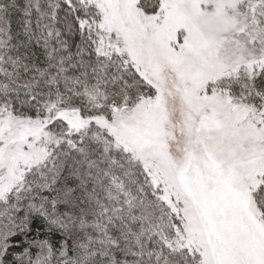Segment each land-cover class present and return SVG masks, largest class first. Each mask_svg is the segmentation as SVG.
Returning <instances> with one entry per match:
<instances>
[{
    "label": "snow or ice",
    "instance_id": "obj_1",
    "mask_svg": "<svg viewBox=\"0 0 264 264\" xmlns=\"http://www.w3.org/2000/svg\"><path fill=\"white\" fill-rule=\"evenodd\" d=\"M0 264H264V0H0Z\"/></svg>",
    "mask_w": 264,
    "mask_h": 264
}]
</instances>
